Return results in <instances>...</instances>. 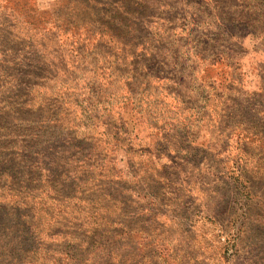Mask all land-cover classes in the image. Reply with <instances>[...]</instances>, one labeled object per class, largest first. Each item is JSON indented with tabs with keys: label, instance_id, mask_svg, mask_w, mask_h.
<instances>
[{
	"label": "rangeland",
	"instance_id": "rangeland-1",
	"mask_svg": "<svg viewBox=\"0 0 264 264\" xmlns=\"http://www.w3.org/2000/svg\"><path fill=\"white\" fill-rule=\"evenodd\" d=\"M0 264H264V0H0Z\"/></svg>",
	"mask_w": 264,
	"mask_h": 264
}]
</instances>
